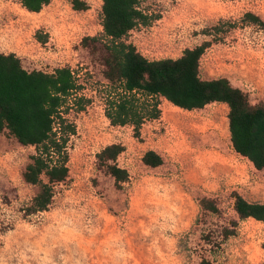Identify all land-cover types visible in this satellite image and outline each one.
<instances>
[{
  "label": "rangeland",
  "instance_id": "1",
  "mask_svg": "<svg viewBox=\"0 0 264 264\" xmlns=\"http://www.w3.org/2000/svg\"><path fill=\"white\" fill-rule=\"evenodd\" d=\"M81 1L85 10L51 0L29 13L0 0V53L15 54L27 71L70 68L88 100L67 115L75 125L68 176L54 186L45 212L25 216L38 192L22 178L34 148L0 135V264H263L264 222L239 221L233 195L264 203V169L232 149L227 105L184 111L160 98L159 118L145 121L138 139L129 125L111 126L100 54L82 45L103 38L102 1ZM141 9L157 18L126 38L141 55L177 59L208 41L199 77L226 78L250 105H264V27L245 19L252 14L264 23V0H141ZM111 144L124 146L117 165L128 180L119 189L96 159ZM147 151L162 164L144 165ZM204 198L218 212L203 210Z\"/></svg>",
  "mask_w": 264,
  "mask_h": 264
},
{
  "label": "trees",
  "instance_id": "2",
  "mask_svg": "<svg viewBox=\"0 0 264 264\" xmlns=\"http://www.w3.org/2000/svg\"><path fill=\"white\" fill-rule=\"evenodd\" d=\"M14 1L29 13H39L51 2ZM101 1L103 38H84L82 45L100 54L103 77L107 81L104 114L110 125H129L138 139L144 122L159 118L160 98L184 111L200 110L212 103L226 104L232 149L256 170H263L264 105H250L247 95L226 78L202 80L199 77V61L210 42L184 50L177 59L150 61L126 38L138 26H150L157 18L141 9V0ZM71 5L74 10L87 8L81 0H72ZM245 19L264 27L252 14H246ZM219 28L216 26L214 30L217 32ZM37 38L42 43L46 41V37L38 35ZM79 90L68 67L56 68L52 73L27 71L15 54L0 53V135L6 133L20 145L35 150L22 174L25 183L38 187L25 216L47 211L54 186L68 176L67 144L75 134V125L67 115L72 109L84 110L88 103ZM123 151L121 144H111L96 155L98 166L113 178L117 189L128 180V172L117 165ZM142 162L158 167L162 158L147 151ZM233 199V211L239 221L264 222V203L248 202L237 193ZM200 204L205 211L218 212L212 200L204 198ZM200 264L218 263L202 260Z\"/></svg>",
  "mask_w": 264,
  "mask_h": 264
},
{
  "label": "crops",
  "instance_id": "3",
  "mask_svg": "<svg viewBox=\"0 0 264 264\" xmlns=\"http://www.w3.org/2000/svg\"><path fill=\"white\" fill-rule=\"evenodd\" d=\"M50 5L46 6V7H49Z\"/></svg>",
  "mask_w": 264,
  "mask_h": 264
}]
</instances>
